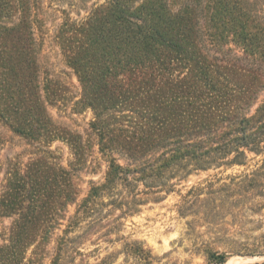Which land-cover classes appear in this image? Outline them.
Listing matches in <instances>:
<instances>
[{"label":"trees","instance_id":"obj_1","mask_svg":"<svg viewBox=\"0 0 264 264\" xmlns=\"http://www.w3.org/2000/svg\"><path fill=\"white\" fill-rule=\"evenodd\" d=\"M14 1L21 21L0 24V119L32 141L69 136L47 112L62 100L61 87L48 80L40 95L29 0H0V21L11 18ZM60 33L82 88L75 109L94 112L85 144L78 133L67 137L72 165L86 163L91 138L106 141L104 186L133 167L120 165L114 150L132 161L157 152L149 166L158 172L179 159L203 168L264 152V0H106ZM25 240L13 234L0 264H15Z\"/></svg>","mask_w":264,"mask_h":264},{"label":"rangeland","instance_id":"obj_2","mask_svg":"<svg viewBox=\"0 0 264 264\" xmlns=\"http://www.w3.org/2000/svg\"><path fill=\"white\" fill-rule=\"evenodd\" d=\"M29 2L40 95L48 80L61 87L62 100L47 112L85 144L94 112L75 109L82 88L59 36L65 22L85 21L106 0ZM14 5L0 24L21 21L23 8ZM58 133L32 141L0 119V247L27 235L15 264H219L220 256L264 264V152L233 153L203 168L179 159L158 172L149 166L157 152L132 161L114 150L120 165L133 167L106 187V141L91 138L86 163L75 166L69 136Z\"/></svg>","mask_w":264,"mask_h":264},{"label":"bare ground","instance_id":"obj_3","mask_svg":"<svg viewBox=\"0 0 264 264\" xmlns=\"http://www.w3.org/2000/svg\"><path fill=\"white\" fill-rule=\"evenodd\" d=\"M238 260V259H237ZM249 260V259H248ZM242 261V260H241ZM252 262V261H251ZM255 262V261H254ZM248 263H249V261H248ZM229 264H231V263H229ZM233 264H239V262H234ZM241 264V263H240ZM245 264V263H244Z\"/></svg>","mask_w":264,"mask_h":264},{"label":"water","instance_id":"obj_4","mask_svg":"<svg viewBox=\"0 0 264 264\" xmlns=\"http://www.w3.org/2000/svg\"><path fill=\"white\" fill-rule=\"evenodd\" d=\"M226 263H227V262H226ZM226 263H225V264H226Z\"/></svg>","mask_w":264,"mask_h":264}]
</instances>
